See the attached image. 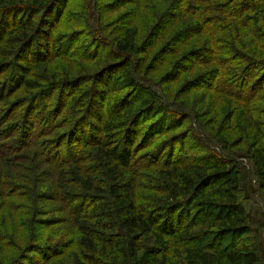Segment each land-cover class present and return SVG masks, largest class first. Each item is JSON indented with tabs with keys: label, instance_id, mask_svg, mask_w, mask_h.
Instances as JSON below:
<instances>
[{
	"label": "trees",
	"instance_id": "obj_1",
	"mask_svg": "<svg viewBox=\"0 0 264 264\" xmlns=\"http://www.w3.org/2000/svg\"><path fill=\"white\" fill-rule=\"evenodd\" d=\"M257 190L264 0H0V264H264Z\"/></svg>",
	"mask_w": 264,
	"mask_h": 264
},
{
	"label": "rangeland",
	"instance_id": "obj_2",
	"mask_svg": "<svg viewBox=\"0 0 264 264\" xmlns=\"http://www.w3.org/2000/svg\"><path fill=\"white\" fill-rule=\"evenodd\" d=\"M102 2V1H101ZM99 18H101L99 16ZM99 33V31H98ZM103 36H107L103 33ZM85 41V43L83 41H80L77 43V46H79L80 44L85 45L86 44V39H83ZM219 102V101H218ZM217 102V104H218ZM186 103L188 104V108L187 110H193L194 111V107H197L200 102H195L192 103L191 101H186ZM48 105L51 106V102L48 101L47 102ZM173 110H176L173 108ZM183 110V106L181 105L176 112L180 113ZM20 113V112H19ZM176 118H180V115H176ZM225 117V118H224ZM223 119V121L225 122V126L223 127H216L215 120H212L209 115H207L205 117L204 120V125L202 126V128L204 130L200 131V129H198V125L196 121H192V117H190V119L183 123V125H181V127L175 132V133H170L169 136H173V138H179L178 140H180V144L177 145L176 149L177 151H181L183 150L186 146H190L192 144H198L199 147H202L203 150H206L208 148H210L209 150L213 151V152H218L221 154V156H224L225 158H230L234 161H236V163L239 165V167L244 170L245 172H247L248 174V178H247V182L250 181L253 185L256 184L257 178L255 175V171H254V167L252 162L250 161V159L247 157V149L246 147H239V148H231L228 152H223L221 151V149L219 147H217L210 139L209 135H211V138H216L217 135L219 134L220 130L224 129V128H228L231 127V118L223 116V117H219L218 122H220ZM18 128V127H17ZM17 128L13 131V135L14 137H12L11 135H9V138H16L20 136V130H17ZM36 128H38V125L36 124ZM206 131V132H204ZM203 132V134H202ZM224 135H229L224 133ZM168 135H164L162 137H157V138H171ZM231 137V141L235 142L237 140V137L234 135H230ZM5 142H9L8 140ZM156 144V145H155ZM157 141L151 145L149 148L145 149V152H149V151H153L154 148L157 146ZM235 144V143H233ZM238 144V142H237ZM75 145H71V148L74 147ZM70 147V145L67 147V145H64L61 150L60 149H56L54 148V150L58 151V153H64V151L66 149H68ZM201 152V151H200ZM6 154H8V151H6ZM248 194V193H247ZM243 205L246 208L247 212L249 213V215L251 216V226L252 229L255 230V233H253L254 236H257V240L258 242H260L261 248H264V193L260 192V191H255V192H251L248 195H243V199H242ZM256 234V235H255Z\"/></svg>",
	"mask_w": 264,
	"mask_h": 264
}]
</instances>
